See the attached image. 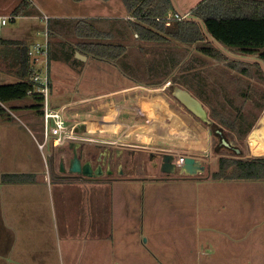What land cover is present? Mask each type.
I'll list each match as a JSON object with an SVG mask.
<instances>
[{"label": "rangeland", "instance_id": "1", "mask_svg": "<svg viewBox=\"0 0 264 264\" xmlns=\"http://www.w3.org/2000/svg\"><path fill=\"white\" fill-rule=\"evenodd\" d=\"M21 1L0 0V16H13V10L19 6ZM26 1L29 3L26 13L28 15L17 16L14 21H8L1 31L3 39L21 40L24 38L26 40H23L31 47L32 42L39 40L36 33L43 32L46 25V22L43 19L39 20V18L47 16L51 21L55 18H61L59 20H96L99 29L113 32V42L126 46V58L115 63L91 58H88V62H81L76 60L74 56L73 59L76 62L71 60L67 63L63 61L60 55L58 44L66 40L71 45L75 43V39L71 36L65 37L63 30L56 37L52 38L50 35L48 41L49 44L51 43L52 53L50 58L48 57V76L57 94V96L52 97V100L57 98L58 101L67 100L71 102L79 98L81 100L87 99L82 103L71 104V107L76 111L75 114H78L73 118H85L86 114H89L88 110L96 105L98 100L93 99L96 96L105 99L106 101L102 100L105 105L111 106L109 101H113L112 108H118L122 104L118 105L117 102H123L125 96L136 95V103H138L134 106L136 111L133 110L130 115L132 117L135 115V120L141 123L142 129L135 132H133L134 129L132 131L131 129L128 130L129 132H126L117 144H105L107 142L102 144L103 140L107 138L113 141L117 137L119 138L120 133L113 130L104 134V139L101 138L102 142L97 139L93 140V143H101L112 148H126L127 151L131 152L140 149L142 146L147 151L154 148L150 150V153L167 154V151L171 150L177 156H189L202 161L205 164V172L196 178H178L169 180L170 182L142 180L140 184L136 181V184L133 185L137 188L144 187L158 193L151 201L152 207H154L151 214L155 216L158 213L159 230L162 232L163 243L166 246L174 247L172 244L175 241L174 236H186L184 243L176 245L179 248V255L175 251L161 247L162 239L154 240L158 242L159 249L162 252L171 253L167 260L168 263L172 264L188 259L191 262V258L199 257L201 254L202 263L210 261L211 256L203 254L208 250L205 246L209 244L208 239L210 238L211 242L217 241L215 252L217 262L224 261L225 264H228L230 251L226 240H223L227 237L226 231L224 228H217L215 231L213 225L218 226L225 222L226 211H228L226 205L232 206L234 210H244L247 207L253 212L255 211L256 220H260L263 207L261 202L263 184L261 181H213L209 179V176L217 169L219 157L233 159L264 158V151L258 155L253 153V150L259 149L260 146L264 149V134H262V128H264V96H261L264 95V82L259 80L256 70L252 68L249 76H240L232 69L227 68L225 62L203 57L197 52L195 46H185L175 42L165 45L140 42L137 40L136 35L131 33L128 18H126L128 14L121 0H109L107 2L86 0L80 3H75L72 0ZM201 1L173 0L178 12L181 14L193 10ZM29 40L32 41L28 42ZM166 55L174 57L177 63L182 65L190 60L192 61L198 69L195 73H201L200 75L205 81V91L210 96L211 102L215 104L220 118L213 119L212 113L209 112L210 109L205 105H202L204 114L200 116L193 115L168 94L166 88L169 82L164 83L161 87L158 85V83L167 80L172 82V78L177 77L181 71L178 66L173 69L170 76L164 74L162 68L165 63L162 60ZM201 63L203 68L200 67ZM31 67L34 73L42 74L44 72L43 61L36 62V64L31 63ZM0 70H2L5 77L12 74L8 72L7 67L3 66L2 61H0ZM6 80L8 79L6 78ZM6 80L2 82L7 83ZM13 80L15 81V79H11V81ZM132 86H136L135 89L127 90L122 96H114L107 100L113 94L112 91L115 92ZM194 86L195 88L198 87L197 80H195ZM223 90L224 94H222ZM50 94L49 104L51 105ZM147 94H153L152 98L147 99L151 100L152 104L149 101H147L148 104H144L142 98L143 95L146 96ZM224 95L227 97L226 99H224ZM156 97L160 98V103L158 101L156 104ZM29 100L30 98L27 97L23 102ZM120 109L123 110V108ZM237 109L244 116H256L251 129L242 137L238 133H233L229 128ZM11 116V119H14L12 121L14 124L6 120L0 122L6 123L4 127L9 126H7L9 129L8 134L0 133V140L8 139L10 147H13L12 151L16 155L22 153L23 148L21 146L26 144V137L17 128L14 134L12 126L31 130L38 144L42 143V123L36 113L33 114V118H30L15 110L11 112ZM218 120H221L222 123ZM246 120L249 122L248 117ZM119 121H122L121 123L126 122L128 125H137L128 116ZM166 121L176 130L169 129L165 125ZM169 124L167 125L169 126ZM162 127L167 131L166 135L160 134V132H164L161 131ZM93 143L91 142L90 145ZM143 143L146 145H143ZM40 151L45 167L48 168L50 165L56 167L60 150L54 148L51 142L48 141ZM136 153L140 157V160L136 157V165L141 164L144 166L145 156ZM14 165H21L20 161L17 159ZM44 170L46 171V169ZM44 170L42 173L45 172ZM36 173L40 177L41 170L36 171ZM158 200L165 205L156 208L159 207L155 203ZM144 204L146 213V201ZM216 208L220 211H216ZM235 219H238V217H234ZM172 223H174V226L169 231ZM188 226L190 228L187 229ZM253 229L256 230L251 233ZM253 229L250 228L249 235L255 234V237L260 239V235L257 233L260 231V224L256 223ZM147 235L151 241V234L147 233ZM145 251L147 250L143 247L138 248V254L145 253Z\"/></svg>", "mask_w": 264, "mask_h": 264}, {"label": "crops", "instance_id": "2", "mask_svg": "<svg viewBox=\"0 0 264 264\" xmlns=\"http://www.w3.org/2000/svg\"><path fill=\"white\" fill-rule=\"evenodd\" d=\"M190 12L183 14L188 15ZM126 18L130 19L128 15ZM0 37L2 36L0 35ZM85 62H88V58ZM6 76L0 73V83H3L2 81L6 78L8 79L7 83L14 82V80L11 81V79H15L13 76ZM135 87L112 91L113 94L107 100L114 96H122L125 91L135 89ZM49 89L51 108L61 110L70 126L78 129L84 126L83 135L92 138V140L99 139L102 142L101 138L104 139V134L113 130L120 133L119 138L117 137L115 141L107 138L103 140L102 144L105 142L109 145L117 144L121 137L129 132L128 130L134 129L133 132H135L142 129L141 123L135 120V115L133 117L130 115L133 110L136 111L134 108L138 104L136 95L125 96L123 102H117L118 105L122 104L118 108H112L113 101H109L111 106L105 105L102 100H106L96 96L93 99L98 101L94 107L88 110L89 114H86L85 118H73L78 114H75L76 111L71 107V104L82 103L87 99L79 98L71 102L58 101L57 98L52 100V97L57 94L50 78ZM143 96L144 104H148L149 100L147 99L152 98L153 94ZM159 99L156 97V104ZM149 102L152 104L151 100ZM26 104H31L30 100L28 102H13L10 105L17 108L16 111L33 118L35 112L27 109L28 105ZM127 116L137 125H128L126 122L119 121ZM5 120L14 124L12 123L13 118ZM40 120L42 123L41 118ZM165 123L169 129L176 130L170 126L169 122ZM5 125L6 123H0V133L8 134L9 126L4 127ZM16 128L26 137V144L21 146L22 153L16 155L12 151L13 147H10L8 139L0 140V177L4 174H28L32 176V181L21 184H7L0 181V264H170L167 260L171 253L162 252L158 242L154 241L159 239H162L161 247L175 251L179 255V248L176 245L184 243L186 236H174L175 241L172 243L174 247L166 246L163 243L162 232L159 230L158 213L155 216L151 214L154 209L151 201L158 193L144 187L137 188L133 184H136V181L140 184L142 180L170 182L169 180L178 178L196 177L152 175L142 171H127L124 174L117 172L111 176L103 175L96 179L62 174L59 172L60 159H63L67 168L71 158V153L67 148L58 149L60 150L59 161L56 167L54 166L55 171L53 172L52 165L46 168L42 162L40 144L32 131L12 126L14 134ZM161 131L164 132H160V134L166 135L167 131L164 127ZM102 144L95 142L92 145L85 144V150L88 151L90 148L87 146H91V148L111 147ZM143 145L146 144L143 143ZM142 147L133 150V152L145 156L151 152V149H154L151 148L147 151L144 146ZM124 149L126 148L121 149V152H124ZM167 152L175 153L171 150ZM136 157L140 160L138 155ZM17 159L21 165L15 166L14 162ZM38 170H41L40 177L36 173ZM43 170L44 173H42ZM61 176H70L73 179L62 180ZM145 201L147 204L146 213ZM261 202L263 204V196ZM155 203L156 206H159L156 208L165 205L159 200ZM226 206H228V211H226L225 222L218 226L213 225V228L215 231L217 228H224L226 231L227 237L223 240H226L230 251L227 263L264 264L263 207L260 220L257 221L255 211L253 212L247 207L244 210H234L232 206ZM218 208L216 211H220ZM234 217H238V219L234 220ZM256 223L260 224L261 232H257L260 239L255 237V234L249 235L250 228L252 230ZM173 226L174 223L169 227V231ZM255 230L253 229L251 233ZM147 233L151 234V241ZM143 237L145 238L143 239ZM208 241L209 244L205 246L208 250L203 254L210 255V261L202 263L201 254L199 257L191 258V262L188 259L172 264H225L224 261L217 262L215 253L217 241L211 242L210 238ZM141 247L147 251L138 254V248Z\"/></svg>", "mask_w": 264, "mask_h": 264}, {"label": "trees", "instance_id": "3", "mask_svg": "<svg viewBox=\"0 0 264 264\" xmlns=\"http://www.w3.org/2000/svg\"><path fill=\"white\" fill-rule=\"evenodd\" d=\"M72 1L80 3L86 0ZM101 1L107 2L109 0ZM121 2L130 18L128 19V26L131 33L136 35L140 42L157 45L175 42L185 46H195L200 55L225 62L227 68L232 69L240 76H249L250 70L254 68L259 80L264 82V70L258 64L227 57L205 39L198 24L175 18L169 0H121ZM28 8L29 3L22 0L19 6L13 10L12 15L14 17L28 15L26 14ZM168 14L172 16L170 19L167 18ZM188 15L200 20L207 34L231 54L256 57L264 63V0H202ZM47 29L48 37L50 35L52 38L56 37L63 30L65 37L71 36L75 39V43L71 45L66 40L58 44L60 55L63 61L67 63L71 60L76 62L73 59L75 52L86 58L110 63L126 58V46L113 42V32L99 29L96 20L52 19V21L48 20ZM48 47V57L50 58L52 52L49 42ZM28 50L29 45L24 40L0 37V61L4 67L9 69L7 71L12 73L10 75L15 78L12 83H0V121L11 118L10 113L17 108L9 107V105L25 100L28 97L27 92L33 87L31 78L34 72ZM162 62L165 63L162 71L166 76H170L173 69L178 66L181 71L177 77L172 78V82L167 80L158 83L160 87L169 82L166 90L176 101L181 103L177 95L180 91H185L210 109L209 112L212 113L213 119L220 118L215 104L211 102L210 96L205 91V81L202 79L201 73H195L198 69L191 60L182 65L178 64L174 57L166 55ZM200 67L203 68L202 63ZM0 73H3L2 70ZM195 80L198 81L197 88L194 86ZM222 94H224V90ZM226 98L224 95V99ZM30 102L31 104L26 108L33 110L41 118L40 100L32 97ZM253 116H244L237 109L236 115L233 116L229 124L230 130L233 133H238L240 137L246 135L256 117ZM247 117L249 122L246 120ZM218 122L222 123L221 120ZM60 178L66 181L73 179L70 176H61ZM209 179L213 181H261L264 209V158L233 159L219 157L217 169L210 174ZM0 181L7 184H21L31 182L32 176L28 174H4L0 177Z\"/></svg>", "mask_w": 264, "mask_h": 264}, {"label": "water", "instance_id": "4", "mask_svg": "<svg viewBox=\"0 0 264 264\" xmlns=\"http://www.w3.org/2000/svg\"><path fill=\"white\" fill-rule=\"evenodd\" d=\"M173 11L176 16L181 17L187 21L194 22L199 25L200 30L205 37V39L212 43L217 49H219L223 54L233 60L244 61L249 63L258 64L264 70V63L257 58L243 57L238 55H233L224 48H222L217 42H215L205 31V28L202 22L196 18H191L189 15H184L178 12L176 5L173 0H169ZM74 57L76 60L81 62L86 61V57L75 52ZM178 100L182 105L188 109L193 115H202L204 114L202 109V104L188 94L185 91H180L177 95ZM84 126H81L77 131L82 132ZM84 143H70L67 147V150L71 153V158L69 160V165L66 168L63 159L59 161V172L62 174L82 176L84 178L96 179L103 177L102 165L94 167L92 165L93 153L85 150ZM236 152H238L236 150ZM152 155V154H150ZM177 157L174 154H164L162 159V165L160 171L167 175H173L178 177H198L203 175L205 172V164L197 158L183 156L182 162L177 164ZM108 168V167H107ZM112 172L106 173V176H111Z\"/></svg>", "mask_w": 264, "mask_h": 264}, {"label": "built area", "instance_id": "5", "mask_svg": "<svg viewBox=\"0 0 264 264\" xmlns=\"http://www.w3.org/2000/svg\"><path fill=\"white\" fill-rule=\"evenodd\" d=\"M187 16V15H186ZM172 16L168 14V19ZM175 18L182 20L183 18L175 15ZM15 17L0 16V35L2 28L7 25L8 21H14ZM45 22L44 31L36 33V37L39 39L32 42L29 46L28 56L30 62L36 64V62L43 61L44 72L42 74L34 73L32 80V89L27 92L29 98L35 97L40 100L42 110V143L39 145L40 149H43L45 144L50 141L51 145L56 149H62L68 147L70 143H84L89 144L93 142L90 137L83 135L82 132L77 131L78 128L70 126L65 119L63 112L58 109H52L49 104V76H48V29L47 24L49 18H42ZM168 25V24H167ZM177 164L182 162L183 156H177Z\"/></svg>", "mask_w": 264, "mask_h": 264}, {"label": "flooded vegetation", "instance_id": "6", "mask_svg": "<svg viewBox=\"0 0 264 264\" xmlns=\"http://www.w3.org/2000/svg\"><path fill=\"white\" fill-rule=\"evenodd\" d=\"M121 149L123 148L90 147L88 152H93L92 165L94 167L102 165L104 175L108 172H112V174L117 172L124 174L127 171H142L152 175L173 176L160 171L164 154L149 153L145 155L146 162L142 166L141 164L136 165L137 153L127 151L126 149H124V152H121Z\"/></svg>", "mask_w": 264, "mask_h": 264}, {"label": "bare ground", "instance_id": "7", "mask_svg": "<svg viewBox=\"0 0 264 264\" xmlns=\"http://www.w3.org/2000/svg\"><path fill=\"white\" fill-rule=\"evenodd\" d=\"M261 133V132H260ZM262 134H264V128H262ZM261 134V136H262ZM258 144V143H257ZM264 151V149L260 146L259 149L253 150L254 155H258L260 152Z\"/></svg>", "mask_w": 264, "mask_h": 264}]
</instances>
